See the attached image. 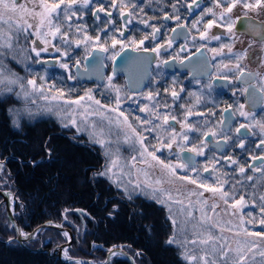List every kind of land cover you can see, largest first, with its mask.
Returning a JSON list of instances; mask_svg holds the SVG:
<instances>
[{
	"label": "snow or ice",
	"instance_id": "obj_1",
	"mask_svg": "<svg viewBox=\"0 0 264 264\" xmlns=\"http://www.w3.org/2000/svg\"><path fill=\"white\" fill-rule=\"evenodd\" d=\"M179 0H177V3ZM213 7L204 9L201 12L200 17L193 22V27L200 24L203 20V17L209 13L213 16L212 20H209L206 25H204L205 31L200 32L201 39H206L208 37V30H210L214 25H218L219 27L226 28L228 34H230L233 39H235V24L236 20H239L240 17H236L235 19L232 18V13L234 9L238 7H242L245 10H257L261 7H264V0H255L253 3L252 0H212ZM112 8H118L120 11V16L125 17L127 16L128 19L126 20V25L132 22V11L125 12V8L128 7L127 4H124L123 0H110ZM92 4V0H57V2H49V0H0V93L8 92L12 93L14 91L13 85L19 87V91L15 93L17 97H23L27 99L29 96L33 95L34 93H40L42 98L45 100L49 99L48 92H51V89L55 87V85H49L47 89H45L44 83H41L39 86L37 85L36 79H28L26 84L23 81L22 77L16 75V73L11 72L10 69L6 68V65L3 63L4 52L5 50L12 51L14 48V41L18 39V34L20 33H27L30 29L32 30V34L36 36L38 40H40L44 47L38 48L36 44V40L31 42V45L28 49L24 50V55L21 59L22 63H25V67H27V60L31 59V55L29 53H34L36 59V63H40L42 52H48L49 46L51 45V39L56 38L57 36L63 41L66 47H71L75 44L77 47L83 45L87 50L88 44L91 42L94 45H99V50L103 52H107L109 50L104 44H100V36L97 35L96 37H91L87 34V26L83 24H77L75 26V33L79 35L81 38H72L70 33L73 30V19L82 20L83 19V9L90 7ZM227 5L226 7L224 5ZM122 5V6H121ZM79 6V8H77ZM135 7V5H132ZM173 9L176 10L177 5H172ZM193 7L199 8L198 0H191V4L188 5L189 10ZM219 8L221 11L217 13L214 9ZM104 12L107 16H111V12L107 11L103 6H98L96 10L93 12V15L99 19V13ZM79 13V14H78ZM245 16H247V11H245ZM164 19H175L177 21L180 20L178 15L173 16L165 13ZM108 23H111L109 21ZM141 23L147 24V20H141ZM64 25H67V30H64ZM107 26V25H105ZM151 26V25H150ZM186 27V25L182 23L177 24V28ZM264 26L255 25L249 23L247 25L246 30L249 32H257L262 30ZM6 29V30H5ZM199 31V29H197ZM103 31V29H101ZM160 29L153 27L152 36L151 38L155 39L156 35L159 33ZM176 32L174 28L172 30ZM123 35V33H121ZM144 39H149L148 36H145ZM211 39L219 40V36H212ZM143 44V40L139 42ZM172 41H168V46H171ZM117 45H121L120 51L124 50L123 42L121 40H117L113 38L111 47L113 49L116 48ZM55 49L57 53H61V49L56 47L55 45H51ZM159 47L152 49L153 52H158ZM224 47H227V51L235 58V64H224L222 65L223 69H227L228 71H237L239 75L236 76V80H241L242 77H247V80H253L259 77L260 79V92L264 93V75L260 73H253V72H246L241 67V61L247 58L248 53L247 50H243L240 52L233 51V45H222L221 50L218 52L216 49H213V52H216L218 55L222 53ZM199 51V49L197 50ZM62 56H68V52H62ZM88 55H91V52H88ZM116 55H119V52H116L112 59L114 60ZM15 59V56H13ZM167 63V61H164ZM80 64L79 60L75 61V65L78 66ZM262 66H264V62H262ZM60 68L65 69L69 72L67 79H75L76 77L71 74L70 65L66 62L61 61L59 64ZM218 69L221 66H217ZM222 79L227 80L226 75H221ZM42 81L44 77L40 78ZM111 77H108V85L107 87L114 89L116 92V106L109 108L106 105H102L99 100H96L91 95V89L85 93L84 96L79 97L76 100H68L65 101L66 104L70 106H75L72 112H69L65 115L61 116V120H67L68 123L65 124V127L71 126L75 127L77 132L89 130L90 137L94 140V142L100 144L105 148V154L111 157L110 164L105 167V171L103 173H99L98 175H110L113 174V169L118 167L119 157H118V150L117 152H112L109 149V139L108 136L111 133V125L115 123V125L123 131V141L125 143H133L139 145V164L152 166V163L158 165L162 171H166L173 177H177L179 179L187 180L193 185H198L199 188L204 189V191H208L212 193L213 197H218L219 200H222L223 203L227 206L228 209H232V215H236L238 212L240 214V223L237 226L232 227H224L219 223H209V228L206 232H194L195 239L188 241L185 240L184 244L181 245L182 247L187 244L192 245H199L201 254L191 255L189 254L187 248L185 247V252L183 253L184 258L190 261V264H264V247L260 245V242H264V232H252L245 224H252L254 222H258L261 225H264V193H260L257 196L256 191H253L251 194V199H245V195L241 194L239 199H235L234 192L225 191L224 185L227 184L229 181L225 179L228 174L222 173L217 176L216 179V186H211L206 183H200L198 179H194L192 177H178L177 169L178 168H189V165L183 161H179L176 164L172 163H165L163 160L160 159L159 156L156 155L157 151L161 149H169L171 150L175 145L179 152L177 153V157L179 160V153L183 152H192L196 155L202 156L204 155L202 147H192L186 148L185 143L188 142L189 136L188 132L199 131V129L195 128L194 125L187 123L188 117L196 115V116H203L204 113H193L190 108L186 109V115L184 116V123L181 124V132H177L175 128H172L171 131H168V127L170 120L176 121L177 117L170 114H160L158 109L160 105L155 104L151 108L147 105L140 108L141 112H148L151 117L154 119H146L140 120L137 117V120H140L141 125L146 126L144 127V131L147 132H160L163 131L167 134V140L165 141L164 135H157L156 139L159 144V147L155 145L152 146V151H149L148 146L145 144L146 137L137 132L136 128L132 126V124L128 121V117L124 115L123 112L119 111V105L121 103V96L120 90L116 88L114 85L111 84ZM199 82V81H198ZM211 88V84L208 85ZM249 87L255 88L256 85H249ZM183 91V89H181ZM243 92L247 93L249 88L246 87L242 90ZM58 95H52V100H61L64 98V91L62 89H57ZM158 95V94H157ZM173 99L178 98L179 94L176 91H172L171 93ZM189 95H195L197 98V102L200 101L201 97L196 93H189ZM253 97H255V92L252 93ZM148 99L152 100L153 95L152 93L148 94ZM88 101L89 103H85ZM261 101L264 102V97L261 98ZM95 106V107H94ZM164 108H168L169 105L165 104ZM244 105H239L237 111H239V115L241 117H245L247 119L254 120V115L251 112L244 110ZM231 108V106H229ZM12 112V110H9ZM51 111V109H49ZM224 112H227L228 109H224ZM118 113L116 119H113L108 116L106 113ZM14 115H18V112L13 113ZM214 115V113H213ZM99 116L102 119L108 120L109 124V131L105 133L104 129L101 127L97 129V124L95 121L89 122L90 117ZM120 117H123L121 120ZM14 127H19V120L14 119L12 121ZM221 123H224L221 120ZM255 127L260 129L261 133H264V122L262 121H254ZM150 126V127H148ZM253 128L252 124H240L238 128L235 129L236 133H241L242 130H245L244 134L247 135V130ZM231 130V129H229ZM205 136L208 133H204ZM215 135V133H212ZM231 137L226 136L225 140H229ZM238 147L241 149L245 148V144L243 139L239 141ZM257 148H264V139L260 140V143L257 145ZM253 161H260L259 165H240L236 159L232 157H224L226 163L231 165H237V171L241 175V177L245 176L246 168L253 169L254 172L261 173V178L259 183L264 185V156H253L251 157ZM132 166L136 167L137 164V157H132ZM218 162V161H217ZM192 172H197V168L195 165L191 167ZM204 172H208V167L203 168ZM213 172H216L215 166L212 169ZM145 175H147L145 173ZM111 178V176H110ZM247 180L252 181L255 179L254 176H247ZM115 182V181H114ZM145 183L152 187V182L145 180ZM162 181L157 179L155 181L156 185H162ZM242 183L241 181H237L236 184L232 185V188L235 189L237 184ZM118 186H120L118 184ZM137 187H139V183H137ZM253 189H256L257 185H252ZM153 195L155 197L156 193H162L163 198L158 199L157 202L161 204H166L169 209V219L173 225L177 224L176 214L172 211V205L177 204L180 205L179 212L181 214L186 215V218H191L193 216L192 212V201L190 199L191 196H197V203L201 204V217L200 223L203 224L208 223L211 221L212 217L208 216L207 212L204 210L203 206H208L213 215H218L217 208L218 204L213 202L210 205L208 204V200L202 199L203 198V191L201 192H190L188 194L189 200L187 206H185L184 201L182 199L174 198L170 192H166L165 189L161 186L159 188L152 187ZM232 200L233 203H229V200ZM251 204L254 207L259 209V219L257 220L256 217H253L250 213L249 218L245 221L242 209L248 207ZM231 224V221L227 222ZM234 228L237 230L234 231ZM218 229L220 233L224 231L233 232L236 237H242V242L237 240V247L233 248L231 243L228 241L227 237L222 235H214L213 230ZM23 234V233H22ZM67 236V233H65ZM168 244L179 243L176 239V234L174 233L173 236L166 241ZM113 255L117 254L113 251V249L108 250ZM65 256H67V250H65ZM75 264H83L81 261H76Z\"/></svg>",
	"mask_w": 264,
	"mask_h": 264
},
{
	"label": "trees",
	"instance_id": "obj_2",
	"mask_svg": "<svg viewBox=\"0 0 264 264\" xmlns=\"http://www.w3.org/2000/svg\"><path fill=\"white\" fill-rule=\"evenodd\" d=\"M12 121L0 98V189L13 194L23 229L46 222L70 226L77 234L70 255L95 263L107 259L109 249L122 247L140 264H190L168 213L147 198L130 201L111 179L98 175L106 167L99 145L53 120L20 129ZM7 228L0 219V264H75L50 252L66 240L59 228L39 230L25 247L7 242ZM174 233L179 243H166ZM121 256L109 264H130Z\"/></svg>",
	"mask_w": 264,
	"mask_h": 264
},
{
	"label": "rangeland",
	"instance_id": "obj_3",
	"mask_svg": "<svg viewBox=\"0 0 264 264\" xmlns=\"http://www.w3.org/2000/svg\"><path fill=\"white\" fill-rule=\"evenodd\" d=\"M23 2V0H21ZM49 2H57V0H49ZM254 3L255 0H252ZM211 8V7H210ZM245 9L242 7L237 8V12L234 13V18H236V15L239 14H245ZM79 14V13H78ZM211 14V13H210ZM86 15L83 12V19L82 20H76L75 18L73 19V30L70 33V36L72 38H81L79 35L75 33V26L77 24H83L87 26V34L91 37H96L97 35L100 36V44H104L106 47L109 48V57H113V55L116 53L114 52L116 48L120 47L121 45H117L115 50L111 47L112 40L113 38L117 40H121L119 38V35L116 33L117 29L119 28V25H116L115 23H102L101 25H96V24H90L86 20ZM261 15L264 16V9L261 11ZM185 18H181V20H184ZM204 20V19H203ZM201 24V23H200ZM107 25V26H105ZM103 29V31H101ZM195 30L196 27H193ZM6 30V29H5ZM64 30H67V25H64ZM200 34L198 30H196L194 34V39L197 40V36ZM235 44H236V50H241L243 51V48L247 44V39L245 37H241V35H236L235 36ZM33 40H36V44L38 48L44 47V44L36 38L35 35L32 34V30L30 29L27 33H20L18 34V39L14 41V48L12 51L5 50L4 52V58H3V63L6 65L7 69H10L11 72L16 73L19 77L23 78V81L26 84V81L28 79H36L37 85L39 86L41 83H44L45 89L49 87V85H55L51 89V92H48L47 94L49 95V99L45 100L42 98L40 93H34L33 95L29 96L27 99L21 97H17L15 95L16 92H18L20 89L18 86L13 85L14 91L12 93L8 92H3L0 93V98L2 99H11L14 104L10 106V109L12 112L10 114L13 116L14 119L19 120V129L22 127V125H28L33 122H36L39 119H48L50 121L53 120V122L56 123V125L70 129L71 126L65 127L64 125L68 123L67 120H61V116L65 115L69 112H72L75 106H70L65 103V101L68 100H76L81 96H84L86 92H88L89 89H91V95L96 99L101 102L102 105H106L109 108L115 107L116 106V92L114 89H111L107 87L109 81L108 77H111V84L114 85L116 88L120 90V96H121V103L119 105V111L123 112L125 116L128 117V121L132 124L134 128H136L137 132L142 133L146 139H145V144L148 146L149 151H152V146L155 145L156 147H159V144L157 142L156 136L161 135L160 132H151L153 134H150V132L144 131V127L141 125L140 120H144V112L140 111V108L143 107V99H142V92L138 94L132 93L129 88L126 87L125 79L124 78H116L113 74L107 75L106 74V79L104 82L101 83H79L80 81L76 77V72L74 69L75 61L79 60L80 64L83 60V55L82 51L79 49L84 47L83 45L77 47L75 44H73L71 47H66L63 41L60 39L59 36L56 38L51 39V45H55L56 47H59L61 49V53L67 51L68 56H62L61 53H57L51 45L49 46V51L48 52H42L41 57L39 59H45L49 57H56L59 59L58 65L56 67L50 66V64H45L41 65L40 63H36V57L34 53H29L31 55V59L27 60V67H25V63L21 62V59L24 55V50L28 49L31 45V42ZM130 42V41H129ZM140 42V41H136ZM131 43V42H130ZM124 45V44H123ZM88 46L92 47L93 43H89ZM257 49V46L255 47ZM247 50V53L249 52L248 48H245ZM84 51L85 48H82ZM259 49H257L258 51ZM48 54V55H46ZM46 55V56H45ZM13 56H15V59H13ZM43 57V58H42ZM47 60V59H46ZM66 62L70 65V71L73 76H75V79H67V76L69 74L68 71H66L63 68L59 67L60 62ZM242 63L245 64V60L241 61ZM44 77V80L42 81L40 78ZM57 89H62L64 91V98L61 100H52L51 96L52 95H58ZM113 95L115 98L111 99L109 98V95ZM156 101V100H155ZM85 103H89L88 101H85ZM95 107V106H94ZM51 109V111H49ZM18 112V115H14L13 113ZM108 116H110L113 121L116 119L118 113H112V112H107L106 113ZM137 117L140 118V120H137ZM255 117V116H254ZM256 118V117H255ZM122 120L123 117H120ZM154 119V118H153ZM55 120V121H54ZM207 120V118H206ZM95 121L97 124V129L103 128L105 133H108L109 131V124L108 120L102 119L99 116H94L89 118V122ZM258 121V119H257ZM253 126L255 127L254 121H253ZM150 127V126H148ZM209 130L214 131L215 135L217 138L222 137L225 138L228 136V133L225 132L222 128H212V127H207V128H201L199 131H195V136H191L188 133L189 140L188 142L185 143V147H187L188 143H190V147H197L200 148L202 147L204 155L199 156L197 155L198 158V165L196 166L197 172H192L191 167L193 165H189V168H178L177 175L178 177H192L194 179H198L200 183H206L211 186H216V179L217 176L222 174V173H227V174H233L234 177L229 178V182L224 185V190L225 191H231L234 192L235 199H239L241 194L245 195V199L250 200L251 199V194L253 191H256L257 196L260 193H264V185H261L259 183L260 178H261V173L254 172L253 169L251 168H246V173L244 177H241V175L237 171V165H231L226 163L224 160V157H231L232 154L231 152L236 150L235 148L237 147V144L239 143L238 140L234 141V139L231 137L232 142L228 148L230 154L228 155H219L217 151L220 153V150H214L213 148H210L207 144V142L204 140V133H208ZM80 135H83L85 138H87L92 144L98 145V143L94 142V140L90 137L89 135V130L85 131H80L78 132ZM256 135L254 138L261 137L264 139V133H261L259 131V128L256 127ZM151 136V138H149ZM165 137H167V134H165ZM109 139V149L112 152H117L118 150V157H119V162H118V167L113 169V174H110L108 176L104 175L106 178L111 181L112 183L121 189H123L124 195L127 197L132 202H137V201H142L145 198L149 199L153 204H158L160 208H162L164 213H168L169 215V209L166 204H161L158 201V199L163 198V194L157 192L155 197L153 195L152 187H163L166 192H170L174 198L182 199L184 201L185 206L188 204L189 196L188 194L190 192H201L203 191L204 195L202 199L208 200V204L210 205L211 203L215 202L218 204L217 208V213L218 215H213L210 208L208 206H203L204 210L207 212L208 216H211L212 219L210 222L203 224V226L200 223V217H201V204L197 203V196H191L190 199L192 201L193 207H192V212L193 216L191 218H186V215L181 214L179 212L180 205L173 204L172 205V211L174 214H176V219H177V224L173 225L172 227L174 228L175 231H177L179 235V239L182 240L184 243L185 240L191 241L195 239L196 237L194 236V232H206L209 228V223H219L224 227H232V226H239L240 223V214L237 213L236 215H232L231 212L233 211L232 209H228L227 206L223 203L222 200H219L218 197H213L212 193L208 191H204V189H201L198 187V185H193L187 180L179 179L177 177H173L170 174H168L166 171H162L161 168L152 163V166L148 165H143L139 164V151L140 147L138 144L135 142L133 143H125L123 141V131L121 128L117 127L115 123L111 125V133L108 136ZM250 141V140H249ZM100 145V144H99ZM258 145V140L252 139L250 141V147L247 148L246 152L248 154L253 155L254 150L257 152H263L264 150H260L257 148ZM189 147V148H190ZM104 153L103 156L106 158V166L110 164V159L108 155L105 154V148L102 146ZM173 148H177L175 145ZM172 148V149H173ZM188 148V147H187ZM171 149V150H172ZM178 149V148H177ZM179 150V149H178ZM177 150V151H178ZM237 151V150H236ZM156 155L160 157L161 160H163L166 164L167 163H172L176 164L179 161H181L180 157L178 160L177 157V152L173 153L172 151H168L166 153L165 149H161L160 151L156 152ZM135 156L137 157V164L136 167L132 166V157ZM234 159V158H233ZM240 165H248L247 161L242 159H237L235 158ZM218 161V162H217ZM259 165V164H258ZM215 166L216 172H213V175H207L204 173L203 168L208 167L213 168ZM104 171H102L103 173ZM229 172V173H228ZM145 173L147 175H145ZM111 176V178H110ZM247 176H254L255 179L252 181H249L246 179ZM228 177H224L225 179ZM237 177V178H236ZM148 180L152 182V187H149L146 183L145 180ZM159 179L163 183L162 185H156L155 181ZM115 181V182H114ZM237 181H241L242 183L237 184L236 188L233 189L232 185L236 184ZM137 183H139V187H137ZM118 184L120 186H118ZM256 184L257 187L256 189H253L252 185ZM3 190V189H1ZM6 191V190H4ZM10 193V197L8 195L7 201H9L10 204V209H8V205L6 204V201L4 200V197L1 195L0 198V212L1 216L0 219L3 218L4 222H7V226L9 229V236L11 239H9L7 242L10 243L12 247L21 244V246L25 247L29 245L30 241L33 240H23L19 241L17 238V232L16 230H13L12 228H16L14 224L12 223L9 215V210L12 215H14L15 219L17 218V215L19 212L15 209L14 207V201L15 199L13 198V194ZM229 203H233V201L230 199ZM165 208V209H164ZM251 214L253 217H256L258 220L260 217L258 215L259 209L257 207L252 206L249 204L248 207H245L242 209V214L245 219V221L248 220L249 215ZM17 214V215H16ZM10 219V220H9ZM27 218L24 217L23 221L26 220ZM18 219H16L17 221ZM231 221V224H228L227 222ZM18 225L21 227L19 221H17ZM44 224V223H43ZM63 227L61 230V235L64 236L63 240L66 239L65 241L61 242V244L65 245L69 242L70 240V235L68 233V228L71 230L73 236V240L69 244V246H66L63 248V255L65 256V250H67V257H70V253L68 252L69 248H71L73 243L75 242L77 238L76 231L74 229H71L70 226L65 227L62 224H58ZM245 227H247L250 231L252 232H264V225L259 224L258 222H254L252 224H245ZM79 230H82V228H79ZM237 230L234 228V231ZM21 237H26L28 233L31 231L27 229H23L21 227ZM233 232L229 231H224L223 233H220L218 229L213 230L214 235H222L224 237H227L228 241L231 243L233 248L237 247V240H240L242 242L243 238L242 237H236ZM38 232V231H37ZM75 232V233H74ZM23 233V234H22ZM67 233V236L65 235ZM39 237V236H38ZM37 236L34 235V239L38 238ZM35 239V240H36ZM60 243V242H58ZM60 244V245H61ZM260 245L264 247V242H260ZM186 248L189 251V254L191 255H197L199 256L201 254L200 252V246L199 245H192V244H187L185 245ZM57 248L53 247L50 249V252L53 253ZM62 251V252H63ZM56 255V254H52ZM116 256H121V254H116ZM125 257V256H121ZM134 258V257H133ZM89 260V259H88ZM106 260V259H105ZM103 259V261H105ZM92 262L95 263L94 260ZM103 263V262H102ZM136 264H140V262L136 261Z\"/></svg>",
	"mask_w": 264,
	"mask_h": 264
},
{
	"label": "flooded vegetation",
	"instance_id": "obj_4",
	"mask_svg": "<svg viewBox=\"0 0 264 264\" xmlns=\"http://www.w3.org/2000/svg\"><path fill=\"white\" fill-rule=\"evenodd\" d=\"M123 2L128 5V7L124 9L125 12L132 11L133 13L131 18L132 22L127 25L126 20L128 17H121L119 7L112 8L110 0H92L90 7L84 8L83 12L87 14L86 20L90 24L101 25L103 22L108 23L111 21V23L119 25L116 33L123 42L124 48L131 47L138 51L153 52L152 49L161 46L158 52H153V54H155V61L152 64L153 68L151 70L150 79L146 85L142 87L140 92L132 93L138 94L142 92L143 102L148 101V94L152 93L153 99L148 101L149 106L158 104L160 105L158 109L160 114H170L177 117L176 121L170 120L169 126H167L169 132L172 128H175L178 133L182 131L181 124L185 122L184 116L186 115V109L190 108L193 113H204L203 116L193 115L188 117L187 123L194 125L197 129L219 127L227 132L228 136L231 135L234 141L238 140L239 142L243 139L245 148H239L238 143L235 148L237 151H232L231 157L234 159L244 158L247 164L258 165L260 161H253L251 157L264 156V153L254 150L253 152L255 153L251 155L246 152L247 148L250 147V141L252 139L258 140V144L262 139L260 136L254 138L257 134L256 127L253 126V128L248 129L247 135L244 134L245 130H242L241 133H236L235 129L238 128L240 124H250L249 122H251L253 125V121H257V119L258 121H264V102L261 101V98L264 97V93L259 90L261 86L259 77L250 81L247 80V77L236 80V76L239 75V72L223 69L222 65L224 64H235V58L228 53L227 47L223 48L220 55L212 50L216 49L219 52L222 45L226 46L232 44L234 52L241 51L236 50V39H233V37L228 34L226 28L214 25L208 30V37L206 39H201L200 34L197 36V40L193 38L197 29H199L198 32L205 31L204 25H206L209 20L213 19V16L209 13L203 17L204 20H202L201 24L196 25L195 30L193 29V22L200 17L201 12L206 8L213 7L212 0H198L200 7H193L191 10L188 8V5L191 4V0H179L178 3L177 0H123ZM173 4L177 5L176 10L173 9ZM132 5H135V7H132ZM98 6H103L107 11L111 12V16H107L104 12H100L99 19H97L93 15V12ZM224 6L226 7L227 5L225 4ZM77 8H79V6H77ZM263 9L264 7L257 10H247V16H245V14L236 15V17H240V19L236 20L234 28L235 36L241 35V37L247 39L246 47L243 45V50H245V48L249 50L247 58L244 59L246 62L245 64L241 62V67L246 72H258L261 75H264V66H262V62H264V28H262L259 33L249 32L246 28L249 23L264 26V16L261 15ZM214 10L217 13L221 11L219 8ZM235 12H237V9L233 10V18ZM165 13L173 16L178 15L180 20L164 19ZM181 18L185 19L181 20ZM141 20H147L148 23H141ZM178 23H182L186 25V27L177 28ZM153 27L160 29L155 39L151 38ZM174 28L176 32L172 31ZM133 32L137 34L138 41L143 40V44L137 42V46L135 47L130 44L131 41L129 42L127 39ZM121 33H123V35H121ZM145 36H148L149 39H144ZM212 36H219L220 39H211ZM169 40L172 41L170 47L168 46ZM256 46L257 49H259L258 51L255 48ZM120 47L116 48V50L114 49V52H119ZM82 48H80L79 51L81 50L82 54H85L82 56L83 60L78 66L83 68L88 52L92 53L94 48H99V45H94L91 48L87 46V50L85 49L84 51ZM198 49L199 51H197ZM108 55L109 51L104 53L107 67L104 78L106 74H113L116 78L120 77L125 79L123 75L114 74L113 64L115 59L113 60L112 57ZM50 58L56 59L57 62L55 64H50L48 67H56L59 62V59L56 57L40 59V64L46 66L45 63L42 62ZM164 61H167V63H164ZM218 65L221 66L219 69L217 67ZM76 68V65H74L75 72L77 73ZM222 74L227 76V80L221 78ZM95 82L101 83L98 80L84 81L82 83L84 85L85 83ZM209 84H211V88L208 87ZM249 85H256V87H249ZM246 87L249 88L247 93L242 91ZM181 89H183V91H181ZM172 91H176L179 94L178 98L173 99L171 95ZM253 92H255V97L252 95ZM189 93L198 94L201 97L200 101L197 102L196 96L189 95ZM109 97L111 99L115 98L113 95H109ZM165 104L169 105V107L164 108L163 106ZM241 104L245 106V111L253 113L256 117H254V120L239 115L237 109ZM145 105L146 104H143V106ZM229 106H231V108H229ZM226 108L228 111L224 112L223 110ZM221 120H223L224 123H221ZM225 125L228 126L226 127ZM160 133L164 136L166 134L163 131H160ZM188 133L191 136L196 135L195 131ZM212 133H214V131L209 130L208 135L203 137L204 140L208 137L214 140V147L208 146L215 151L220 150V153L217 151L219 155L230 154L228 148L232 139L226 141L225 138H217L216 135H212ZM149 138H151V136H149ZM166 140L167 137H165V141ZM259 149L262 151L264 150V148ZM177 150V148H173L172 150L165 149L166 153L168 151L178 153L179 150ZM188 153L191 154L192 152ZM179 157L182 160V153H179ZM195 160L197 162L195 166H197V155L195 156ZM229 166L231 167V164ZM212 169L213 168H209V171L204 173L209 176L213 175ZM232 177H234L233 174L231 175V178ZM226 179L229 180L228 177Z\"/></svg>",
	"mask_w": 264,
	"mask_h": 264
},
{
	"label": "water",
	"instance_id": "obj_5",
	"mask_svg": "<svg viewBox=\"0 0 264 264\" xmlns=\"http://www.w3.org/2000/svg\"><path fill=\"white\" fill-rule=\"evenodd\" d=\"M242 19V18H241ZM103 51H100L99 48H94L91 55H88L85 60V66L81 68L80 66H76L77 68V75L80 78V80L84 81H95L98 80L100 82L104 81V76L106 73V64H105V56ZM153 60H155V54L153 52L149 51H138L134 50L131 47L124 48L123 51H119V55H116V58L114 60L113 64V71L114 74L123 75L125 77L126 87L129 88L131 92H140L142 90V87L146 85L148 80L150 79L151 70L153 68ZM57 62L56 59L50 58L47 61H44L42 63L45 64H55ZM226 127L228 125H225ZM184 155H187L188 152H183ZM4 197V200L6 201V204L8 205V209H10L9 201H7V197L10 193L8 191H4L0 189V196ZM9 215L12 223L16 227L17 232V238L19 241H23L25 239L31 240L33 239L35 233L43 228L46 227H53V228H60L63 229L61 225L53 224V223H44L40 224L37 227H35L34 230H32L30 233L27 234V236L21 237V227L18 225L14 215L11 214L9 210ZM68 233L70 235V240L66 246H69L71 241L73 240V234L71 230L68 228ZM65 245L61 244L53 252V254H56L61 261L65 263L70 262H76L81 261L85 264H109L111 262L112 257L114 256L112 253L108 252L107 259L103 261V263H94L91 260H88L86 258H79L74 256H64L63 248ZM63 251V252H62ZM113 251L119 254H122L126 256L130 260V264H136L135 259L133 256L127 251L124 250L122 247H115L113 248Z\"/></svg>",
	"mask_w": 264,
	"mask_h": 264
},
{
	"label": "bare ground",
	"instance_id": "obj_6",
	"mask_svg": "<svg viewBox=\"0 0 264 264\" xmlns=\"http://www.w3.org/2000/svg\"><path fill=\"white\" fill-rule=\"evenodd\" d=\"M128 41H131V45L133 46V47H135V46H137V34L136 33H134L133 32V34L127 39ZM93 46H94V44H93ZM92 46V47H93ZM88 48H91L90 46H88ZM132 49H134V48H132ZM134 50H137V49H134ZM155 60H153V62H154ZM82 68V67H81ZM76 76L78 77V75H77V73H76ZM80 82L79 83H81V82H83L82 80H80V78L78 77L77 78ZM111 95V94H110ZM2 98V97H1ZM110 98V97H109ZM112 99H114V98H112ZM4 101H7V105H9V110H10V106H12V104H14L13 103V101L11 100V99H4ZM149 101V100H148ZM148 101H146V102H143V104H146L149 108H151L152 107V105L151 106H149V103H148ZM154 103V102H153ZM144 107V106H143ZM9 114H10V111H9ZM10 116H12L11 114H10ZM13 117V116H12ZM153 117H151L150 116V114L148 113V112H144V120H146V119H152ZM46 120H48V119H39V120H37L36 122H33V123H40L41 121H46ZM55 121V120H54ZM262 122H264V121H262ZM33 123H31V124H33ZM250 124H251V122H249ZM29 125V124H28ZM74 129H75V127H74ZM205 141L207 142V144L209 145V146H212V147H214V140H212L210 137H208V138H205ZM99 145V144H98ZM100 146V148H101V151L104 153V150H103V148H102V146L101 145H99ZM187 147L189 148L190 147V143H188V145H187ZM191 148V147H190ZM193 153H188L187 155H184L183 153H182V155H183V158H182V160L181 161H183V162H185V163H187L188 165H196L197 164V162H196V160H195V156H196V154L194 153L193 155H192ZM190 155H192V156H190ZM189 156V157H188ZM229 173V172H228ZM228 178H231V174L229 173L228 174ZM117 188H119V187H117ZM121 189V188H120ZM121 190H123V189H121Z\"/></svg>",
	"mask_w": 264,
	"mask_h": 264
}]
</instances>
